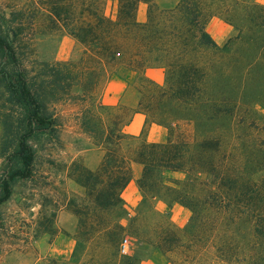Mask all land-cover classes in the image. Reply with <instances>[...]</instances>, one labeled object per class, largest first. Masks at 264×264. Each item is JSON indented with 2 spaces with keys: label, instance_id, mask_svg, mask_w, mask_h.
Here are the masks:
<instances>
[{
  "label": "trees",
  "instance_id": "obj_1",
  "mask_svg": "<svg viewBox=\"0 0 264 264\" xmlns=\"http://www.w3.org/2000/svg\"><path fill=\"white\" fill-rule=\"evenodd\" d=\"M45 2L78 54L41 63L33 72L0 34V87L11 108L0 115L5 161L0 205L15 181L33 174L32 139L57 138L51 106H69L103 151L94 171L80 167L76 176L85 178L78 181L86 192L74 206L71 264H139L155 252L167 260L169 221L167 212L153 210L155 199L166 210L173 204L188 210L183 235L191 243L200 238L201 263L212 257L216 264H264V5L255 0H176L163 7L153 0ZM140 5L146 6L141 21ZM215 16L233 31L220 45L206 31ZM148 68L162 70L161 83L145 75ZM119 69L132 76L121 102L105 105L103 84ZM129 91L132 103L126 102ZM135 113L144 116V124L163 127L165 139L147 142L141 134L126 133ZM133 164L141 168L140 200L131 214L120 193ZM149 212L161 226L156 241L139 233ZM124 235L145 253L131 247L122 254Z\"/></svg>",
  "mask_w": 264,
  "mask_h": 264
},
{
  "label": "rangeland",
  "instance_id": "obj_2",
  "mask_svg": "<svg viewBox=\"0 0 264 264\" xmlns=\"http://www.w3.org/2000/svg\"><path fill=\"white\" fill-rule=\"evenodd\" d=\"M175 1L153 0L161 7ZM47 10L49 7L45 0H0V34L12 43L19 62L33 72L40 69L41 63L68 60L78 54L74 39L59 29L56 19ZM145 12L146 6L140 5L137 10L139 21L145 18ZM215 18L223 21L216 16L209 21ZM232 33L230 29L227 37ZM113 76L124 77L127 82L132 74L125 69H119ZM5 97L6 93L0 87V115L10 112L11 109L4 104ZM132 101L133 94L129 91L126 102ZM50 111L55 114L59 125L57 138L51 142L42 137L32 139L31 145L36 155L33 174L28 180L15 181L10 187L9 199L0 205V264L72 263L70 254L74 248L77 229L74 206L79 199H85L86 192L78 181L80 179L83 184L85 178L76 176L80 167L94 171L103 151L95 147L90 134L82 129L76 109L69 106H51ZM147 127L148 124H144L141 129L140 134L144 139ZM1 134L0 125V139ZM4 166L5 161L0 155V177ZM167 176L175 179L182 177L179 173H170ZM136 179L131 170L134 186L129 195L135 194V191L139 194L137 203L134 206L128 205L131 207V214H134L140 200ZM151 205L155 211L167 212L169 224L166 233L170 251L166 254L167 260L155 252L150 260L142 258L139 264L217 263L212 257L211 261L208 259L201 263L200 238L191 243L183 235L189 218L187 209L173 204L166 210L162 202L156 199ZM156 218L149 212L144 227L139 229V233L151 235L154 241L161 230ZM124 238L127 239L128 250L133 247L142 254L145 253L141 250V245L132 244L131 237L124 235Z\"/></svg>",
  "mask_w": 264,
  "mask_h": 264
},
{
  "label": "crops",
  "instance_id": "obj_3",
  "mask_svg": "<svg viewBox=\"0 0 264 264\" xmlns=\"http://www.w3.org/2000/svg\"><path fill=\"white\" fill-rule=\"evenodd\" d=\"M257 3L264 5V0H255ZM231 28L218 19H213L209 21L206 26V31L214 40L215 43H221L227 37L229 30ZM59 59H64L59 57ZM145 75L151 80L161 83L163 80V72L159 68H148L145 71ZM127 82L124 77L113 76L110 77L105 87L101 93L100 100L105 105H115L121 102L123 95L125 93ZM144 125V116L140 113H135L132 116L130 123L125 126L124 131L130 135L138 136L141 133V129ZM147 125V124H146ZM165 137V129L155 124H148L147 133L145 139L147 142H162ZM131 170L134 173V177L139 176L141 168L139 165L133 164ZM133 182L129 181L127 186L121 192V198L123 201L129 205L134 206L138 199L139 194L135 191V194L129 195L133 191ZM181 208V207H180Z\"/></svg>",
  "mask_w": 264,
  "mask_h": 264
},
{
  "label": "built area",
  "instance_id": "obj_4",
  "mask_svg": "<svg viewBox=\"0 0 264 264\" xmlns=\"http://www.w3.org/2000/svg\"><path fill=\"white\" fill-rule=\"evenodd\" d=\"M120 252L122 254H127L129 252L128 250V244H127V239L123 238L120 243Z\"/></svg>",
  "mask_w": 264,
  "mask_h": 264
}]
</instances>
